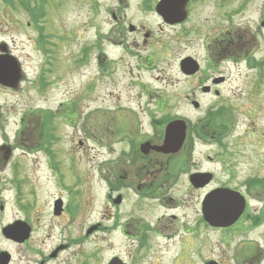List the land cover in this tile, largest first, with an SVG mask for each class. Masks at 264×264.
Instances as JSON below:
<instances>
[{
  "label": "rangeland",
  "instance_id": "1",
  "mask_svg": "<svg viewBox=\"0 0 264 264\" xmlns=\"http://www.w3.org/2000/svg\"><path fill=\"white\" fill-rule=\"evenodd\" d=\"M17 1L20 8L11 11L0 0V31L7 33L0 39L8 38L17 55L34 56L27 39H33V34L42 30L46 38L49 37V43L55 45V59L52 53L46 54L39 49L28 64L31 69L37 64L42 70L49 66L48 86L37 89L34 84L31 89L25 84L22 95L7 93L1 96L6 106V126L5 133L0 131V143L4 139L11 150L5 178L12 177L17 181L14 184L8 180L9 191L5 196L16 201L17 210L12 209L7 219L21 217L19 212L26 207L24 215L34 226L26 248L16 247L0 238V248L10 253L12 264H29L36 249H50L67 241L66 252L49 264H106L112 257H118L126 264H194L191 250L198 253L197 249L202 247L199 240L206 237L203 231L195 241L196 247L189 249L191 259L180 260L182 245L177 240H153L149 232L130 229L121 233L120 229L113 228V223L123 222L128 213L145 217L160 215L163 213L160 205L169 209L177 207L164 212L188 220L196 207L197 195L202 197L208 189L193 190L186 173L177 168L180 163L184 167L195 163L200 171L214 172L216 182L246 192L251 199L249 205L258 207L253 200L256 199L254 194L264 195V28L258 21L259 11L264 10V0H215L221 3L216 10H226L229 6L237 12L236 7L244 8L241 14L233 16L232 22L234 26H243L255 37L249 60L257 67L246 63V66L232 69V97L216 108L211 97L191 95L195 91L181 76L177 64L180 57L193 50L192 45L188 47L184 41L193 37L190 27L198 0H191V18L185 25L187 32L178 41L174 39V32L166 30L162 37L164 40L171 38L167 48L160 49L155 44L141 51L143 56L152 58L148 65L146 61L137 62V65L128 50L116 49L110 45V40L98 38L111 26L109 12L115 10L119 0H25L32 12L36 9L35 22L25 12L23 0ZM122 1L132 3L131 11L139 6L136 2H154ZM201 1L212 6L214 0ZM138 15L135 13L134 19L146 20L151 28H157L159 23L153 17ZM46 38L42 43H46ZM34 46L41 47L40 41L34 40ZM99 48L109 59L105 66L108 70L105 68L104 72L96 69L92 59ZM192 82L195 84L194 80ZM195 99L200 104L199 110L191 106L190 102ZM226 106L237 125L233 136L222 135L223 145H218L212 141L211 129L224 128L225 123H222L229 119L224 113ZM23 108L34 112L36 117H43L46 109L53 113L54 121L48 133L51 140L46 146L56 157V169L47 163L45 152L23 156L20 146L13 141L18 138L14 122ZM208 108H211L209 113ZM166 118H181L187 122L186 148L181 153L184 158L178 157L173 162L177 161V165L170 170L172 174L167 177L165 187L158 190V182L155 188L153 186L152 192L157 188L155 193L162 192L164 196L159 199L137 196L139 192L135 186L117 178L116 172L120 171L119 176L129 173V154L151 136V130L157 131ZM202 137L208 141H203ZM219 155L223 156L225 164L219 162ZM121 156V162H118ZM109 195L111 198L121 195L124 198L122 205L115 206ZM57 198L62 199L64 206H77V215L73 212L72 219L67 213L62 217L52 216ZM134 204L140 205L137 209L141 211H137ZM93 225H99V230L86 236V231ZM141 236L144 238L140 239ZM77 240L81 243L72 244ZM207 249L208 245L199 249L204 253L203 257L207 255Z\"/></svg>",
  "mask_w": 264,
  "mask_h": 264
},
{
  "label": "flooded vegetation",
  "instance_id": "2",
  "mask_svg": "<svg viewBox=\"0 0 264 264\" xmlns=\"http://www.w3.org/2000/svg\"><path fill=\"white\" fill-rule=\"evenodd\" d=\"M1 1V3L8 5L11 11L20 8V3L17 0H13V2L11 0ZM157 1L158 0H154L153 3L147 1H141L140 3L136 2L135 4L139 6H136V10L134 11L130 10V4H132L130 1H117L115 10L110 13L112 18L111 26L107 32L99 34L98 38L100 40H110V45L116 49L128 50L130 55L135 58L137 65L142 61H146L147 65L150 64L152 58L150 56V58L143 56L141 51L155 44L159 46L160 49L167 48V44L171 38L167 37L168 40H164L162 37V35H165V33H162L166 30L171 33L174 32V39L178 41L179 38L187 32L185 30V25L189 23L191 18V0L186 5L185 20L179 23H167L163 21L155 11ZM219 4H221L219 1L214 0L212 6H206L201 0L197 1L194 9L196 13L195 19H193V24L190 27V30L193 31V37L190 40L184 41L188 44V47L192 45L193 50L191 53H187L180 57L177 63L179 68L180 62L185 58H190L195 62L198 68L197 73L193 76H184L182 74L181 76L187 81L189 86L193 87V91L195 92L194 94L192 92L191 95L194 97H196V95L211 97L214 108L232 97V69H238L243 62V58L249 57V53L252 52L255 47V37L246 32L243 26H234L232 22L233 16L241 14L244 8L236 7L238 10L237 12H234L233 8L229 6H226L228 7L226 10H216ZM135 13L153 17L159 23L157 28H151L146 20L140 18L134 19ZM258 15L259 26L264 28V10H260ZM145 23L149 25L146 26ZM255 30H258L256 26ZM2 35L7 36V33H1L0 31V36ZM33 36V39L28 38L27 41H29L34 56H36V51L41 49L42 52L46 54L52 53V57L54 58L55 50L53 49L55 45L49 43V37L46 38L47 35L40 32H36ZM45 38L47 39L46 43H42V41H45ZM34 40L40 41L41 47H35ZM138 41H140V43H138ZM47 47L50 49H46ZM16 51L14 44L12 48L10 47L8 38L0 39V131L2 133H5L6 106L1 96L7 93L13 96L22 95L25 84L31 86V89H34L33 85L35 84V87L38 89L39 86L43 88L48 86L50 82L49 66L42 70L41 66L37 64L34 66V69H31L28 64L32 61L34 56H31V54L23 56L20 54L17 55L15 53ZM103 51L104 50L99 48L92 58L96 69L101 72L108 70L106 67L109 64V59ZM48 62L49 61H47V63ZM105 68L106 70H103ZM29 71L32 72V74H30ZM189 79L191 80L190 82L188 81ZM193 80L195 84L192 82ZM224 113L229 119H225L223 122V118L221 117L222 124L225 123L228 127L224 125V128L211 132V137H214L212 141L216 144L221 143L222 135L233 136L235 133L237 122L231 117L230 110L227 106L224 109ZM42 115L43 117L40 115L36 117L34 112L25 108L21 109L14 122L17 126L16 134L18 138H14L13 141L20 146L19 148L23 156L35 154L37 152H45L48 155L47 163L53 165L56 169V157L53 153L50 154L49 150H45L47 148L46 144L51 140L48 133L54 121V116H52L53 113L51 114L49 109L44 110ZM65 117L68 118L67 113H65ZM62 119L65 124L70 125L66 119ZM151 131L153 133H151L152 137H146L135 147V151L129 154L127 158L130 167L129 173L119 176L120 171H117L116 174L118 175L117 178L124 180L129 186H135L137 192L140 193H136L137 196L142 195L146 196L144 198L159 199L160 196H164L165 193H155V191L157 188L161 190L165 187V184H167V177L170 175V173L168 174V164L178 160V157L181 159L183 157L181 153H184L186 146L183 144L176 155H163L154 152L150 150V146L160 145L163 141V134H161L160 127L159 129L157 128V131ZM144 143H148L149 146H142ZM221 145L223 144L221 143ZM10 154L11 150L8 145H5V140L3 139L0 143V238L4 242L15 245L16 247L26 248V244L34 232L33 224H30L28 216L24 215L26 207L21 208L22 212H19L22 214L21 217L17 219H7L10 211L16 209V201L5 196L9 191L8 186L10 182H8V180L10 179L11 183H17L15 179H11L12 177L8 178V180L5 178V174L7 173L6 168L10 163L8 161V155ZM218 157L220 159L219 162L225 164L226 161L223 160V156L219 155ZM121 158L122 156L118 162H121ZM177 168L179 172L183 174L186 173L187 182L193 190L201 191L208 189L202 197H200L199 194L197 195L198 200L196 202V207L192 210V214L188 216V220L175 214H160L155 217H145L140 214L132 215L128 213L124 215L123 222L118 223L115 221L113 223V228H115V230L120 229L121 232L130 229L145 233L149 232L153 235V240L156 239L164 242L177 240V242L182 245V249L179 252L181 254L180 260H185L186 258L191 259L192 257L194 264H264V195L254 194L256 199L253 200L258 204V207H251L249 205L251 199H249L246 192H241L239 189L236 190L226 187L224 184H219L215 181L214 172L200 171L195 163H192L190 167H184V164L180 163ZM194 173H210L212 176L210 184L203 188L192 186L189 183V176ZM157 182L158 184L156 185ZM154 185H156L157 188L152 192L155 188ZM216 189H228L235 193H239L244 199V209L242 213L228 226H221V224L226 221L225 218L221 219L220 225L218 224L215 208L212 210L209 221H206L203 215L202 199L207 192ZM108 198L115 206L122 205L124 201L121 195H117L115 198H111L109 195ZM117 200L119 201L116 202ZM161 201L163 200L161 199ZM56 203L58 205L57 208H55ZM137 207L141 206L134 204V208L137 211H141V209H137ZM76 209L78 210L77 206L72 207L70 204L64 206L62 199L57 198L53 203L52 216L62 217L67 213L69 219H72V217H74L73 212L77 215ZM18 223L25 225L29 230V235L23 242L16 241V239L14 240L3 235V230L5 228L15 226ZM159 223L162 224L158 225ZM97 229H99V225L96 226V230ZM202 231L206 234V237L200 238L199 244L202 247L208 245L207 255L203 257L202 255L204 253H201L199 250L202 247H199L197 249L199 254L191 250L192 254L190 257L189 249L191 247H196L195 241L198 240ZM68 248V241L64 245L58 244L50 249L38 248L36 251L32 252L35 257L28 263H52L56 261L63 252H66ZM1 252L9 254L8 264H12L13 259L10 253L0 248V253ZM193 254H196V257H194ZM143 259L144 258L141 260Z\"/></svg>",
  "mask_w": 264,
  "mask_h": 264
},
{
  "label": "water",
  "instance_id": "3",
  "mask_svg": "<svg viewBox=\"0 0 264 264\" xmlns=\"http://www.w3.org/2000/svg\"><path fill=\"white\" fill-rule=\"evenodd\" d=\"M189 0H160L156 6L157 13L167 22L176 21L181 22L185 19V7ZM181 71L186 75H193L196 72V67L191 60H184L181 62ZM196 107L197 105L194 104ZM185 137V125L181 121H176L168 124L165 129L164 141L161 148H154L156 151L164 154L176 153L182 145ZM210 180L208 175H194L191 177V183L201 186L207 184ZM229 193L226 190H217L206 197L203 204L204 215L208 218L211 211L215 208L216 219L227 217L230 215L237 216L242 209V206L236 203V199L226 196ZM215 205V207H214ZM233 221V220H232ZM7 230V234L23 241L28 237V231L22 228H17L13 231ZM3 264H6L7 257L5 254L1 255ZM109 264H121L117 259H113Z\"/></svg>",
  "mask_w": 264,
  "mask_h": 264
},
{
  "label": "trees",
  "instance_id": "4",
  "mask_svg": "<svg viewBox=\"0 0 264 264\" xmlns=\"http://www.w3.org/2000/svg\"><path fill=\"white\" fill-rule=\"evenodd\" d=\"M22 6H23V7L25 6V3H24V2H22ZM166 122H167V121H166ZM166 122H165V123H166ZM165 123H164V124H165ZM163 126H164V125H163Z\"/></svg>",
  "mask_w": 264,
  "mask_h": 264
}]
</instances>
